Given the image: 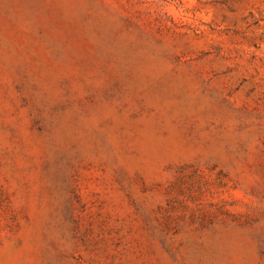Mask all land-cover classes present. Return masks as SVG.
<instances>
[{
    "label": "rangeland",
    "instance_id": "obj_1",
    "mask_svg": "<svg viewBox=\"0 0 264 264\" xmlns=\"http://www.w3.org/2000/svg\"><path fill=\"white\" fill-rule=\"evenodd\" d=\"M0 264H264V0H0Z\"/></svg>",
    "mask_w": 264,
    "mask_h": 264
}]
</instances>
